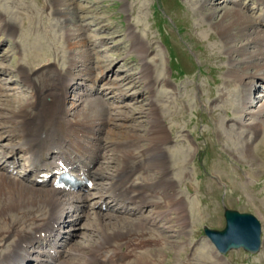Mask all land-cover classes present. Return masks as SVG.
Masks as SVG:
<instances>
[{"label": "rangeland", "instance_id": "obj_1", "mask_svg": "<svg viewBox=\"0 0 264 264\" xmlns=\"http://www.w3.org/2000/svg\"><path fill=\"white\" fill-rule=\"evenodd\" d=\"M69 1L74 11V20L68 28L64 19L55 13L53 0H0V23L3 20L14 29L13 33L4 34L2 23L0 24V103L7 109H14L17 108L15 106L18 101L23 103L25 99L30 98L31 87L22 78V70L34 74L50 67L51 64V67L63 72L67 68L69 58L78 59L77 55L82 53L88 56L86 59L90 61L74 70L69 79L72 80L75 75L83 72L87 75L84 79L88 81L77 78L78 85L70 90L66 98V108L70 111L69 118L74 120L75 113H80L87 106L86 101L97 100L105 113H119L130 117L123 123L126 128L116 127L115 131H129L128 133L135 134L141 139L137 146L143 150L149 144L145 132L149 128L147 115L150 113L151 102L156 101L158 109L164 105L171 106L168 101L172 96L177 95L184 99H188L186 97L189 96L190 106L188 105L185 114L183 113L185 117L178 124L182 132H168L169 140L166 147L168 152L175 150L178 152L180 147L178 145L182 140L187 141L191 147L192 153L186 155L187 173L182 177L184 182L179 192L183 193L188 202L190 201L189 205L193 211H189L193 218L190 217V225L185 235L179 233L165 235L163 248L147 249L150 251L148 256L158 255L164 260V264H209L211 261L224 264H264V150L261 151V155L253 153V149L263 141L264 134L251 129L248 125L242 127L231 120L236 115L230 109L227 114L225 111L214 112L216 108L220 109L224 105L214 102L217 99H210L209 94L212 92L211 95L217 97L219 88L222 87L220 85L223 79H226L225 74L229 65V57L223 47V37L214 26L217 21L207 19L205 15L207 8H202V4L196 3L197 0ZM220 1L213 4L215 5L213 11L218 7L220 16L229 9H242L250 17H258L260 12L264 11V6H258V1ZM130 7H136V10L129 12ZM70 29L76 36L73 46H69L66 39ZM258 30H264V26ZM129 33H135L137 36L135 41L141 42L147 48V64L152 65L157 57L160 59L161 73L169 80L167 86L164 87L162 84V87L149 93L141 84L139 74L143 62L139 56L131 52L134 41H131ZM54 39L57 42L52 45L50 41ZM41 40L45 43L43 46L45 51L51 55L48 57L43 55L37 61H29L28 55L35 51ZM56 59L58 60L55 63ZM90 69L92 73H89ZM101 73L105 75L104 79L101 78ZM93 78H98L96 87L91 83L90 79ZM35 80L37 81V78ZM80 82L89 87H81ZM120 85L123 86L121 90L125 92L123 95H119L121 91L111 89ZM256 87L259 88L258 92L255 91ZM248 88L253 90L248 104L250 101L251 104H258L250 111L258 110L264 102V95L262 96L264 84L261 80H253ZM164 90L170 93L169 96L163 94ZM86 92L90 96L86 95L85 103L80 106L78 99ZM158 112L162 125L167 130L171 125H176L164 121L161 109ZM3 113L0 109V115ZM170 115L171 113H168L167 117ZM253 122L259 120L252 118L248 121L249 124ZM4 132L0 126L1 166L5 162L4 151L9 154V147L5 146L10 143L6 140ZM99 136L100 138L108 136L107 130ZM247 143H250L249 151ZM100 154L106 156L100 159L101 163L99 162L98 166L96 164L94 169L108 167V171L111 172L112 168L109 166L112 163L111 152L107 148ZM14 170L13 175H16V172L23 175L25 172L26 164L22 156L17 157ZM136 179L137 177L134 179L135 183H140ZM103 186L109 188L110 180L101 178L98 183L95 181L90 192L93 195L92 205H105L104 210L95 207L102 215H114L131 226L150 215L151 208L145 209L144 213L130 215H119L115 211H110L109 209L118 205L117 202L112 203V200L103 202L99 198ZM61 195L65 199L72 198L71 195ZM201 208L206 209V212L199 215ZM226 209L252 214L260 221L262 248L258 253L239 249L221 255L205 236L206 228L218 231L225 229ZM93 212L92 208L76 213L73 209L63 210L62 215H68V224L70 223L64 228L70 239L65 250L81 249L95 240ZM175 224L173 222L172 225ZM72 229L73 233L70 232ZM171 236L173 238H170ZM173 242L185 244V250L181 251V255L178 254L177 248L173 247ZM201 251L208 254H206L210 260L208 263L198 260ZM139 255L140 252L136 253V257ZM36 257L34 254L33 262L29 264H34ZM67 258L70 260L69 256Z\"/></svg>", "mask_w": 264, "mask_h": 264}, {"label": "bare ground", "instance_id": "obj_2", "mask_svg": "<svg viewBox=\"0 0 264 264\" xmlns=\"http://www.w3.org/2000/svg\"><path fill=\"white\" fill-rule=\"evenodd\" d=\"M53 1L55 13L64 19L69 28L74 20L70 1ZM251 1H258V6H264V0ZM217 2L221 1L196 2L202 4V8H207V19L217 21L214 26L223 37V47L229 57L226 79H223L217 97L211 95V92L209 98L217 99L214 102L224 105L220 109L216 108L214 112L225 111L227 114L230 109L236 115L231 120L242 127L248 125L264 134V102L255 111L250 109L258 104H251V101L248 104L253 92L248 87L252 81L261 80L264 84V30H258L264 26V11L260 12L258 17H250L242 9H229L220 16L218 7L213 11V4ZM135 10L136 7L128 8L129 12ZM1 23L2 33H13L14 29L7 22L2 20ZM68 31L70 33L67 34V43L73 46L76 36L71 29ZM134 34L129 33L131 41H134L131 52L143 62L139 74L141 84L149 93L162 87V84L167 86L169 80L161 73L160 59L157 57L152 65L147 64V48L141 42L135 41L137 36ZM56 42L55 39L50 41L52 45ZM44 44L43 40L38 42L35 51L28 55L29 61H37L43 55H51L45 51ZM77 56L78 59L69 58L67 68H64L63 72L51 67V64L50 67L34 74L22 70V78L31 87L30 98L25 99L23 103L17 99V108L14 109H7L0 103V109L4 112L0 115L1 130H5L6 140L10 142L5 146L9 147V154L4 151L5 162L0 165V264H29L33 262L34 254L37 256L34 258L36 264H164V260L158 255L148 256L150 251L147 249L162 247L167 234L185 235L190 219L193 218L190 201L179 192L184 182L182 177L187 173L186 155L192 153L191 147L185 140L178 145V152H168L166 147L168 132H182L178 124L185 117L184 111L190 106L189 96H185L188 99L172 96L168 103L173 107L164 105L157 109V102H151L150 113L147 115L149 128L145 132L149 144L146 149L141 150L137 146L141 139L135 134L128 133L129 131H115L116 127L126 128L123 123L130 117L119 113H105L97 100L86 101L87 106L83 112L75 113L74 120L69 118L66 98L70 90L78 85L77 78L88 81L84 79L87 75L83 72L75 75L72 80L69 79L74 70L90 61H87L88 56L82 53ZM91 71L90 69L89 73H92ZM101 75L104 79L105 75ZM96 79L98 78L90 79L93 87L97 86ZM79 84L84 88L89 87L85 83ZM121 87L123 86L111 89H117L121 91L119 95H123L125 92ZM258 90L256 87L255 91ZM163 94L169 96L170 93L164 90ZM86 95L90 96L86 92L79 97L80 106L85 103ZM159 109L163 113L164 121L176 125H171L167 130L159 118ZM168 113H171L172 117H167ZM252 118H257L259 122L249 124L248 121ZM106 130L108 136L100 138L99 135ZM246 147L249 151L250 143H247ZM107 148L111 152V172L108 167L94 169L93 164L98 166L101 163L100 159L106 155L100 153ZM253 150L254 154L261 155L264 150V136L263 141ZM19 156H22L26 164V172L23 175H13L14 164ZM63 169H69L78 175H82L86 170L97 183L101 178L110 180L111 186H103L99 197L103 201L117 202L118 208L112 207L110 211L119 215H130L144 213L145 209L151 208L150 215L131 226L114 215H102L96 211L95 207L99 208L101 205H92L91 190L71 195L72 198H63L61 194H66L63 190L52 187L50 183L44 185L48 175ZM136 177L140 183H135ZM52 178L49 181L54 184L56 176L53 175ZM158 199L160 201H157ZM65 208L73 209L75 213L86 208L94 210L95 218L93 216L92 220L95 226L92 231L96 238L91 244L77 250H65L70 241L68 232L64 230L70 224L68 215H62ZM205 212L206 209L201 208L198 213L202 215ZM173 222L176 224L172 225ZM70 232L73 233V229ZM172 244L177 248L179 255L185 250L183 242ZM139 252V257H136ZM206 254L201 251L198 260L208 263L210 260ZM65 257L68 260L64 261ZM209 264L224 263L211 261Z\"/></svg>", "mask_w": 264, "mask_h": 264}, {"label": "water", "instance_id": "obj_3", "mask_svg": "<svg viewBox=\"0 0 264 264\" xmlns=\"http://www.w3.org/2000/svg\"><path fill=\"white\" fill-rule=\"evenodd\" d=\"M224 217L226 219L224 230L205 229V235L222 255L241 248L251 253L260 251L262 226L254 215L226 209Z\"/></svg>", "mask_w": 264, "mask_h": 264}]
</instances>
